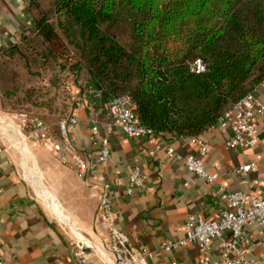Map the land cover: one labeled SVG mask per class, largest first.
<instances>
[{"label":"trees","instance_id":"1","mask_svg":"<svg viewBox=\"0 0 264 264\" xmlns=\"http://www.w3.org/2000/svg\"><path fill=\"white\" fill-rule=\"evenodd\" d=\"M29 9L33 27L0 48L8 112L54 113L50 91L66 89L70 72L97 92L103 129L108 102L127 96L155 135L190 139L264 82V0H29Z\"/></svg>","mask_w":264,"mask_h":264},{"label":"crops","instance_id":"2","mask_svg":"<svg viewBox=\"0 0 264 264\" xmlns=\"http://www.w3.org/2000/svg\"><path fill=\"white\" fill-rule=\"evenodd\" d=\"M34 20L29 0H0V47L17 43L23 32L33 27ZM67 88L75 96L85 95L83 103L73 113L78 123L69 132L71 154L87 157L99 147L91 140V122L87 106L95 102L100 110L98 95L87 86L84 91L76 85L70 72L65 74ZM83 91V92H81ZM254 95L264 104V82L256 87ZM14 116L2 110L0 120ZM107 126V124H106ZM258 140L249 149H231L227 141L232 137L230 126L215 125L200 135L208 146L204 158L206 168L218 178L207 183L188 170L182 161L172 159L167 146L173 145L182 154L196 152L189 138L165 139L153 135L146 139L128 138L120 127L111 133L101 126V134L111 142V158L102 171L111 182V197L117 213L116 223L130 238L133 246L154 251L152 264H225L222 239L213 241L204 251L191 243L168 253L161 247L165 241L185 237V223L190 215L214 219L228 206L226 194L242 190L258 195L264 193V128L257 121ZM54 141L66 142L65 137L42 140L47 158L39 162L45 180L55 199L69 216L84 229H64L50 219L44 203L36 198L34 189L16 157L15 148L8 143L4 130L0 131V259L4 264H75L74 240L95 239L108 242L109 232L99 219V188L96 179L81 181L75 170L65 165L54 150ZM254 163L247 173L236 169L245 163ZM147 175V191L128 195L126 186L133 169ZM56 209L61 213L59 206ZM244 233L249 239L248 250L258 264H264V225L250 223ZM224 237H231L229 232ZM107 252V250H106ZM91 256L102 258L101 251L91 250Z\"/></svg>","mask_w":264,"mask_h":264},{"label":"built area","instance_id":"3","mask_svg":"<svg viewBox=\"0 0 264 264\" xmlns=\"http://www.w3.org/2000/svg\"><path fill=\"white\" fill-rule=\"evenodd\" d=\"M192 70L196 73H202L206 70V64L201 58H198L193 63ZM255 89L222 114L215 124L231 127L233 135L227 141V145L231 149L253 147L258 140L256 126L258 120L261 121L264 128V104L256 99ZM68 90L71 91L70 88ZM71 98L75 109L83 103L85 95L71 96ZM87 109L88 118L91 122V140L98 145V151L95 154H89L87 157L71 154L68 151L72 148V142L68 137L69 132L79 120L74 113L59 121V128L63 137L66 138V142L54 141V150L60 155L65 165L75 170L81 181L87 182L91 178L96 179V185L99 188L100 211L98 217L103 227L108 229L109 237L108 242L103 240L100 244L94 238L92 240H85L80 237L75 239V264H152L156 253L146 248L133 246L129 236L116 223L117 213L111 197V182L102 171L112 155L110 138L108 135L101 134V127L95 115L96 105L94 102L89 103ZM107 114L109 116V122L106 126L108 133H111L114 127H120L124 134L131 139H146L155 135L152 129L138 122L132 101L127 96L113 97L108 102ZM34 126L35 129L31 134L33 139L37 141L53 139L49 125L44 121L36 119ZM190 141L197 147L196 152L182 154L173 145H168V155L174 160L182 161L188 170L207 183L214 182L217 180L218 174L211 173L204 162V158L208 154V146L200 136H192ZM253 166L254 163L252 162L245 163L240 165L236 171L244 174L249 172ZM149 189L147 175L140 169H133L129 174L126 186L127 194L133 195L137 191L142 192ZM226 197L228 206L222 209L218 217L206 219L201 216L190 215L185 223V237L178 241L163 242L162 249L172 253L180 246L196 243L204 251H208L213 241L220 238L222 239L223 262L225 264H258L256 259L249 254V239L244 233V228L250 223L264 225V193L258 195L253 192L237 190L227 193ZM225 232L230 233L229 239L224 237ZM91 250L101 251L103 259L92 257ZM0 264H4L1 259ZM172 264H176V262L174 261Z\"/></svg>","mask_w":264,"mask_h":264},{"label":"rangeland","instance_id":"4","mask_svg":"<svg viewBox=\"0 0 264 264\" xmlns=\"http://www.w3.org/2000/svg\"><path fill=\"white\" fill-rule=\"evenodd\" d=\"M65 78V77H64ZM30 79L31 84L37 86H42L43 82L38 76L25 75L24 80ZM75 84L80 85L81 81L74 78ZM42 82V83H41ZM65 83H67L65 78ZM65 86H67L65 84ZM64 88V87H63ZM55 89L50 91L51 97L56 98V111L48 113L46 111L45 115L42 112L40 106L29 105L28 110L24 112H8L4 108L0 93V102L2 110L7 113H11L14 116L4 117L6 120H0V131L1 129L7 134L9 142L14 148L16 157L20 165L23 167V172L25 176H28L36 198L44 203V207L52 220V222L59 227L64 229H84L78 223H76L68 214L65 209V205H62L58 200L55 199L53 190L51 189L49 183L45 180L42 170L40 169L39 162L44 158H47L45 153V148L42 140L37 141L31 136L35 129L34 120L39 119L44 121L49 125L52 137L61 138L63 137L59 129V121L68 115H71L74 110L73 100L71 96H75L73 91L65 89ZM62 105H67V110L64 112V107ZM67 112V114H65ZM56 205L59 206L62 212L60 213L56 209Z\"/></svg>","mask_w":264,"mask_h":264}]
</instances>
